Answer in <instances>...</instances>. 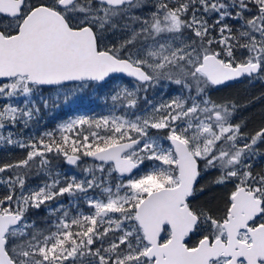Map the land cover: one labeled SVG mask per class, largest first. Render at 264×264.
<instances>
[{
    "label": "snow or ice",
    "instance_id": "6c2138e0",
    "mask_svg": "<svg viewBox=\"0 0 264 264\" xmlns=\"http://www.w3.org/2000/svg\"><path fill=\"white\" fill-rule=\"evenodd\" d=\"M242 79L264 84V0H0V146L26 150L0 264H264V125L235 122L264 93L211 94ZM110 81L105 114L4 134Z\"/></svg>",
    "mask_w": 264,
    "mask_h": 264
},
{
    "label": "trees",
    "instance_id": "16d2710c",
    "mask_svg": "<svg viewBox=\"0 0 264 264\" xmlns=\"http://www.w3.org/2000/svg\"><path fill=\"white\" fill-rule=\"evenodd\" d=\"M127 82V79H125ZM113 87V82H109L99 92L91 89L85 90L75 97L69 104H61L59 108L45 109L41 105V112L38 117V122H33L29 128L22 129L20 126L5 130L4 134L7 135V131H12L18 135V138H27L31 135H38L45 130H53L59 123H62L68 117L76 114H88L99 115L105 114L108 111V106L105 104L103 97L108 94ZM170 91L165 89V92ZM264 93V84L260 82L249 83L247 79L241 81L232 82L228 87H220L218 90H214L211 94L214 99H234L241 103H248L253 101V98L261 96ZM47 94V93H45ZM151 95V93H150ZM241 120L246 122L245 131H253L264 125V102L255 100L253 103H248L246 108H242L236 115L235 122ZM264 149V146H262ZM26 150L17 147L0 146V164L11 163L25 156ZM52 165L57 171L77 176L82 175L81 169L74 168L66 165L62 159L53 158ZM45 177L42 175H35V170L31 178L29 179L30 185H37L42 182ZM204 183V181H201ZM215 196L217 201L221 200L224 196V192L221 189H216L206 196L201 197L200 202L210 200ZM69 198L67 196L61 198V202L67 205ZM215 203V201H214ZM54 206V204H53ZM84 211H87L86 206L81 205ZM41 216L43 213L40 214Z\"/></svg>",
    "mask_w": 264,
    "mask_h": 264
},
{
    "label": "flooded vegetation",
    "instance_id": "af4514ba",
    "mask_svg": "<svg viewBox=\"0 0 264 264\" xmlns=\"http://www.w3.org/2000/svg\"><path fill=\"white\" fill-rule=\"evenodd\" d=\"M260 102H264V100H260ZM257 167L259 168V167H264V160H260V161H258L257 162ZM221 190H223V192L225 193V189H221Z\"/></svg>",
    "mask_w": 264,
    "mask_h": 264
},
{
    "label": "water",
    "instance_id": "95a60500",
    "mask_svg": "<svg viewBox=\"0 0 264 264\" xmlns=\"http://www.w3.org/2000/svg\"><path fill=\"white\" fill-rule=\"evenodd\" d=\"M125 79H127V78H125Z\"/></svg>",
    "mask_w": 264,
    "mask_h": 264
}]
</instances>
